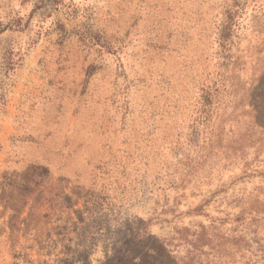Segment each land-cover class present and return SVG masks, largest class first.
<instances>
[{"label":"rangeland","instance_id":"1","mask_svg":"<svg viewBox=\"0 0 264 264\" xmlns=\"http://www.w3.org/2000/svg\"><path fill=\"white\" fill-rule=\"evenodd\" d=\"M0 264H264V0H0Z\"/></svg>","mask_w":264,"mask_h":264},{"label":"trees","instance_id":"2","mask_svg":"<svg viewBox=\"0 0 264 264\" xmlns=\"http://www.w3.org/2000/svg\"><path fill=\"white\" fill-rule=\"evenodd\" d=\"M208 104H210V103L208 102Z\"/></svg>","mask_w":264,"mask_h":264}]
</instances>
